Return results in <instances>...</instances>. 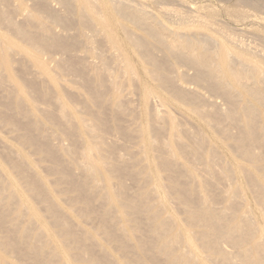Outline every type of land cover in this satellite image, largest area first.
Listing matches in <instances>:
<instances>
[{"label":"bare ground","instance_id":"6f19581e","mask_svg":"<svg viewBox=\"0 0 264 264\" xmlns=\"http://www.w3.org/2000/svg\"><path fill=\"white\" fill-rule=\"evenodd\" d=\"M200 1L179 0L173 9L161 0H0V123L21 130L20 143L73 183L63 167L69 156L79 171V199L127 264H264V0H234L222 8ZM222 15L230 23L221 22ZM26 70L32 81L23 77ZM66 71L95 91L98 106L115 112L130 104L124 91L137 95L142 114L132 116L133 107L128 112L138 127L136 151L144 155L138 157L147 185L142 191L126 192L124 178L136 174L122 158H116L121 167L111 163L116 154L104 141L112 130L102 111L91 109L94 102L70 92ZM105 91L109 99L101 102ZM170 109L183 120L176 122ZM188 121L197 124L193 135L182 127ZM61 139L70 147L53 145ZM4 150L17 174L0 164V264L14 257L73 264L69 246L89 255L86 264H123L89 231L71 234L34 166L24 154ZM155 160L167 171L180 169L170 181L174 198L159 183ZM151 177L157 191L147 184ZM219 186L225 189L212 194ZM28 196L46 207L48 224Z\"/></svg>","mask_w":264,"mask_h":264},{"label":"rangeland","instance_id":"374dc122","mask_svg":"<svg viewBox=\"0 0 264 264\" xmlns=\"http://www.w3.org/2000/svg\"><path fill=\"white\" fill-rule=\"evenodd\" d=\"M161 1L170 3V6L168 3L165 5V7L168 6L170 8L171 4L177 5V3H175V2H178L179 0H168V1L161 0ZM182 1L188 2V0H182ZM190 1L191 0H189V2ZM198 1H200V0H195L194 3L197 4ZM202 1H203L202 3L204 5L205 4L211 5L212 4L211 6H213L214 8H218V7L222 8L225 6L232 5L235 2L234 0H230V1L229 0H227V1L226 0H202ZM219 1H220V4L222 1L225 3L222 2L223 4L220 5L219 3H217ZM173 3H175V4H173ZM200 3H201V1H200ZM177 7H179V6H177ZM171 8L174 9V8H176V6L175 7L173 6ZM163 9H167V8H159V9L158 8L157 9L156 8H150V9L148 8V10H150V11H157V10L160 11ZM220 21L221 22L223 21L224 23H226V22L230 23V20L226 17V15H222V17L220 18ZM232 28L238 29L240 27L239 26L238 27L233 26ZM91 61L94 62L93 59ZM66 72H67L65 74L66 76H64L63 79L65 80V82H67V81L70 82V84L67 83L68 85L73 86V88L71 90L69 89L70 92H72L73 94L76 93L75 95L84 96L85 99H88L89 101L94 102L95 105L90 104L92 106L91 109L95 110L96 112L97 111L100 112V110H101L103 113V116H104L103 120L106 121L110 130H112L110 132L109 136L107 137L108 139L106 138L104 141L106 145H108L114 149V153L116 154V156L113 157V160L111 163L115 164L118 167H121V166H119L120 163L118 161L116 162V158H122L123 161H125L124 164H127L125 166L127 171L130 173L135 172V174H136L135 179L129 178L128 176H126L124 178L123 182H124V187L126 189V192L129 195H132V193L135 194V193L142 191L141 190L142 187L145 188V187H147V185L141 180V175H139L138 173L140 172V169L143 167L144 160H142L143 163H139L138 160H139V158L143 159L144 155L142 156L141 152L139 153L138 151H136L137 150L136 147H140V146L138 145L139 137H137V135L135 133L136 130H134V129L138 128V127H136L137 124L135 125V120L132 119V116H138L139 113L142 114L140 108H138V98L135 97L137 95H135L133 97L134 93H132L131 88H129L128 91H124L123 97L125 99L123 98V102L124 103L130 102V104L125 103L124 106H126V108H124L123 111L115 112L114 110L107 108V105H104V103H101V104H99L100 106H98L97 100L94 101V98H93L96 96L95 91L88 90L85 86L83 87L82 81L81 80L79 81L78 79H80V78L75 77L73 75L74 73H72L70 71L69 72L66 71ZM23 77L28 81H32L31 78H35L33 73L31 71L28 72V70H26ZM126 92H129L128 95L126 94ZM107 95H108L107 91L102 93V95L100 96L101 102H104V99H109V97ZM129 97H130V99H128ZM132 97H133V99H132ZM135 98L137 99L136 102L134 100ZM131 99H132V102H131ZM212 99L214 101H216L217 104H221L220 98L213 97ZM99 100H100V98L98 99V101ZM73 101L76 102L75 104H76L78 110L82 111V113L85 115V118H87V119H88V117L92 118L93 114H90L89 112L86 113V110H85V108H83L79 99H73ZM151 102H152L151 104L156 103L155 101H151ZM130 105H132V106H130ZM132 107L134 108L133 110H132ZM130 109L136 115L131 113V115L133 114L131 116L129 113ZM207 109H209V108H207ZM170 113L176 122H179V120H183L181 118V116H179L180 115L179 112L170 109ZM139 124L143 125V122L140 121ZM196 125L197 124H195L194 121H188V122H184L182 124V127L187 128V131L191 135H193V133L195 132V130L197 128ZM223 125H224V123L222 122L220 124V127H223ZM131 130H134L135 134L131 133ZM18 132H21V130L12 132L8 126H4L0 123V164L6 170H8L11 174L16 175L17 173L13 169L12 164L10 163V161L8 159H6L4 157V151H5L4 149L10 148L15 153V155H13V157L18 156L16 158H19L18 152L24 154L27 158V161L29 163H31L32 166H34V168H35L36 172L38 173L40 179L46 184V186L52 191L53 195L56 197L58 204L61 208L60 210L63 214V215L62 214L59 215V216H61V220L63 221V223H65L64 221L71 223V226L69 224H67V227H68L67 229L69 230V232L71 234H74L75 236H78L79 234L75 232L74 228L75 229L77 228L76 229L77 231H82V230L83 231L84 230L89 231L93 236H95L97 238V243L102 242L110 248L111 256L113 255V258L111 257L112 260H114V256H115L123 264H127V261H128L127 255L122 253L121 250H118L116 244L112 240H110L109 237L107 236V231H106V229H104L105 227L104 228L102 227V224L100 223L98 216L94 212L85 210L83 203L79 199L80 194L74 188V183H76V181H77L76 178L79 177V171L76 168V166H74L73 162L67 161L69 159L68 158L69 156H67V155L64 156L66 159V162L64 161L63 167L68 169L69 172H72V175L74 178L73 183H70V180L68 178L64 177L60 173V171H56V174L50 172L49 171L50 163L48 161H44V160L40 159V157L36 153H34V150L32 147L22 145L20 143L19 139L16 137V134ZM187 139H189V138L187 137ZM182 140L184 141V137L182 138ZM60 141H61V143H58L59 141H57V140L53 141V145H55V146L59 145L62 148L70 147V144L67 140L61 139ZM111 144H115V146H111ZM74 147L76 148V152H78L79 146L74 145ZM133 153H134V155H133ZM136 153L138 154V156ZM68 154L70 156L74 155V154L70 153V151L68 152ZM140 155H141V157H140ZM13 157H11L12 160H15V158H13ZM155 161H156L154 163L155 173L159 177V180H160L159 183L162 184V186L165 188V192L169 195V197L174 198V196L171 195V191H170V185H171L170 181L172 180V178L175 175H178V171H180V169H175L174 171H167L166 169H164L163 167L158 165L157 160H155ZM122 168H124V166H122ZM204 173L205 172L203 171V169L199 165H197L196 166V174L203 176ZM116 174H119V172L118 173L116 172L113 175H116ZM58 178H60V179L64 178V180H59ZM151 178L152 179L148 180V181H150V184L148 183V181H147V184L150 187L154 186V189L157 191L156 179L154 180L153 177H151ZM113 180H115V179H113ZM182 180L184 181V178ZM113 183H116V182H113ZM115 188H116V186H115ZM222 189H225V187L219 186L218 189L212 190L211 193L214 195H219L221 193ZM24 190H25V188H24ZM222 196H223V194L220 195V198ZM28 199H29L30 203L33 204L34 207L37 209L38 214L40 215V218L42 219V221H44L45 223L48 224L50 222V218H49L50 213L47 211L46 207L42 206L41 204H37L36 201L33 200L30 196H28ZM91 201H92L96 210H100V211L103 210L102 204L98 201L97 195H94V193L91 195ZM166 208L170 211H172V209H174L176 216L179 219H181L182 221L184 220L183 214H181L179 212L180 210L177 209L176 206H174L171 203L169 204L167 202ZM122 211H124V210H122ZM67 219H69V220H67ZM104 231H105V234H104ZM137 237H138L137 234L133 235L132 242H134ZM60 239H61V237H59V238L57 237V240H60ZM89 244H90V242H89ZM98 245H100V244L98 243ZM67 249H69L68 250L69 254H71V255L74 254V258L72 260L73 264H86L87 263L86 260L91 261L89 255L86 254V252H84L83 249L75 247V246H69V247H67ZM97 255H99L98 249L94 248V251L91 252V256H93V258L95 259V258H97ZM76 256H78V257H76ZM96 262H97V259H96ZM9 264H28V263L24 260H21L17 257H14V258H12V262ZM96 264H100V262L96 263Z\"/></svg>","mask_w":264,"mask_h":264}]
</instances>
